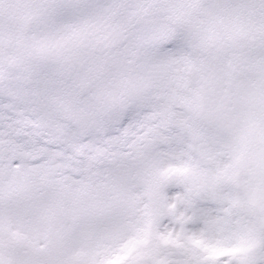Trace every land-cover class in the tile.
I'll use <instances>...</instances> for the list:
<instances>
[{
	"label": "rangeland",
	"instance_id": "374dc122",
	"mask_svg": "<svg viewBox=\"0 0 264 264\" xmlns=\"http://www.w3.org/2000/svg\"><path fill=\"white\" fill-rule=\"evenodd\" d=\"M0 264H264V0H0Z\"/></svg>",
	"mask_w": 264,
	"mask_h": 264
},
{
	"label": "water",
	"instance_id": "95a60500",
	"mask_svg": "<svg viewBox=\"0 0 264 264\" xmlns=\"http://www.w3.org/2000/svg\"><path fill=\"white\" fill-rule=\"evenodd\" d=\"M71 45L70 41L65 40L58 45L52 47V50L55 54L62 57L64 53L68 51V47Z\"/></svg>",
	"mask_w": 264,
	"mask_h": 264
}]
</instances>
